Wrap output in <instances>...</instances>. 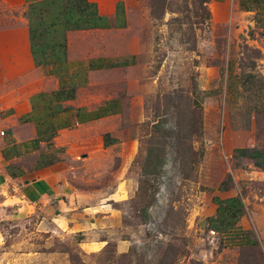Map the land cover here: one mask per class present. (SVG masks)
Masks as SVG:
<instances>
[{
    "label": "rangeland",
    "instance_id": "374dc122",
    "mask_svg": "<svg viewBox=\"0 0 264 264\" xmlns=\"http://www.w3.org/2000/svg\"><path fill=\"white\" fill-rule=\"evenodd\" d=\"M134 7L144 44L132 86L142 113L130 130L134 156L79 168L69 208L86 207L85 221L66 222L54 202L21 207L0 189V264H200L194 255L210 244L195 219L202 177L204 186L235 183L246 210L264 215V179L217 153L224 130L250 132L264 149V0ZM237 264L262 259L252 249Z\"/></svg>",
    "mask_w": 264,
    "mask_h": 264
},
{
    "label": "crops",
    "instance_id": "0c3cea01",
    "mask_svg": "<svg viewBox=\"0 0 264 264\" xmlns=\"http://www.w3.org/2000/svg\"><path fill=\"white\" fill-rule=\"evenodd\" d=\"M134 5L0 0V189L17 205L54 202L66 222L89 220L86 207L69 208L79 168L106 170L114 152L134 156L130 130L142 113L132 86L144 52ZM218 145V157L264 179V149L254 146L250 132L224 130ZM201 185L195 219L210 244L196 260L237 264L241 252L256 249L264 264V215L246 210L235 183L204 186L202 177Z\"/></svg>",
    "mask_w": 264,
    "mask_h": 264
},
{
    "label": "trees",
    "instance_id": "16d2710c",
    "mask_svg": "<svg viewBox=\"0 0 264 264\" xmlns=\"http://www.w3.org/2000/svg\"><path fill=\"white\" fill-rule=\"evenodd\" d=\"M195 96H196V94L192 91L191 94H190V99H189L190 108L192 110L195 109V108H198V104L196 103ZM145 159H146V161H147V159H150L149 151L146 152V158ZM153 160H154V163H155L154 165H156V166L160 163V158L157 157V156H155Z\"/></svg>",
    "mask_w": 264,
    "mask_h": 264
}]
</instances>
